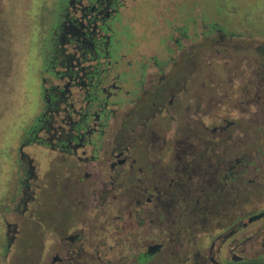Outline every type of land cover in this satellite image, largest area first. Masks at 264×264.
<instances>
[{"label": "flooded vegetation", "instance_id": "obj_1", "mask_svg": "<svg viewBox=\"0 0 264 264\" xmlns=\"http://www.w3.org/2000/svg\"><path fill=\"white\" fill-rule=\"evenodd\" d=\"M226 2L22 0L0 264H264V0Z\"/></svg>", "mask_w": 264, "mask_h": 264}, {"label": "rangeland", "instance_id": "obj_2", "mask_svg": "<svg viewBox=\"0 0 264 264\" xmlns=\"http://www.w3.org/2000/svg\"><path fill=\"white\" fill-rule=\"evenodd\" d=\"M220 1H224V4H227L226 1H229V3H230L229 6H234L239 11V13H244L245 11L248 12L251 9L253 10V7L249 6V4H247V2L249 0H220ZM21 4H22V0H0V69L2 67V62H3L2 58L7 57L8 49H10V51H11V49L13 50V48H11L10 42H9L10 35L12 36V40H13L12 32L14 30V28H12L14 22L11 21L12 19H14V17H12V19H11V15L12 16L17 15V11L20 9ZM226 6H228V5H226ZM224 12H225V10H224ZM217 13L219 16H221L223 19H225V17H224L225 13L223 15L220 10L217 11ZM11 54H13V53H11ZM31 58H32V54L29 57V62L30 61L32 62ZM12 68H15V67L12 66ZM14 71H16V70L14 69ZM15 74L16 73L11 74L10 80L12 78H14V80H15ZM3 75H4V72L2 69V71L0 70V80L3 79V77H4ZM1 83L2 82L0 81V89H1V87H3V85H1ZM2 100L3 99L1 96V90H0V137L3 136L2 131L4 129L2 127V117L4 115L3 109L1 107ZM11 116L12 117L14 116L12 110L10 111L9 115L7 114L6 118L8 119V117H11ZM2 140H3V138H2Z\"/></svg>", "mask_w": 264, "mask_h": 264}]
</instances>
